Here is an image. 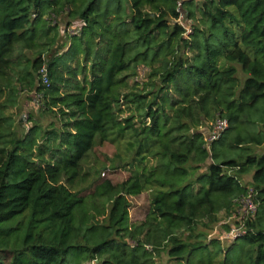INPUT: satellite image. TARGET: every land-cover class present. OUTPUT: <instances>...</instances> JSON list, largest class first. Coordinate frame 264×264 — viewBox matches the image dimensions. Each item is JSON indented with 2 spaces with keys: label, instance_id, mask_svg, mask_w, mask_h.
Instances as JSON below:
<instances>
[{
  "label": "trees",
  "instance_id": "1",
  "mask_svg": "<svg viewBox=\"0 0 264 264\" xmlns=\"http://www.w3.org/2000/svg\"><path fill=\"white\" fill-rule=\"evenodd\" d=\"M22 93L58 126L20 133ZM217 118L209 152L198 128ZM105 142L130 175L82 196ZM262 147L264 0H0V264H264ZM245 176L255 212L233 241L209 239Z\"/></svg>",
  "mask_w": 264,
  "mask_h": 264
},
{
  "label": "rangeland",
  "instance_id": "2",
  "mask_svg": "<svg viewBox=\"0 0 264 264\" xmlns=\"http://www.w3.org/2000/svg\"><path fill=\"white\" fill-rule=\"evenodd\" d=\"M185 25V24H184ZM73 26L77 29L81 27L79 22L74 23ZM67 33H74L69 29ZM238 68V77L242 80L246 78L241 73V70ZM142 75V72L140 73ZM42 102L40 96H34L33 94L22 93L19 97V108L17 110V115L15 117L16 125L15 127L19 130L20 133L23 131H27L32 123L35 121L41 128L47 127L50 123L54 122L56 126H58L57 121L53 117L51 113H42ZM210 124V123H209ZM209 124H203L198 130L203 131L205 134L208 130ZM224 141L222 145H217L216 147L218 150L223 149ZM122 147L119 144L113 143H102L96 144L91 152L88 154L84 162L82 163V175H84V179L79 180L78 183L75 184L74 190L81 192L82 196L91 192L93 186L103 180H109L113 185H117L125 181L129 177V169L126 168H119L121 165L120 158H123V154L121 152ZM264 151V147L258 149V153ZM95 172H98L95 174ZM248 176H245L242 183L247 187L251 186L248 185ZM149 192H144L138 196L129 197V219L132 222L141 221L146 215L148 206H149ZM240 207H236V215L232 217L230 220H226L224 214H220V224L216 225L214 229L209 233V239H219L220 242L224 244V242L233 241L228 240L225 236L221 234L222 231V224L227 223L232 228L234 227V223L238 221L242 214L238 213ZM240 217V218H239ZM158 264H170L167 261L166 257H163L158 261Z\"/></svg>",
  "mask_w": 264,
  "mask_h": 264
},
{
  "label": "built area",
  "instance_id": "3",
  "mask_svg": "<svg viewBox=\"0 0 264 264\" xmlns=\"http://www.w3.org/2000/svg\"><path fill=\"white\" fill-rule=\"evenodd\" d=\"M43 84L47 85L46 72L43 69L41 71ZM228 129V122L225 119L217 118L214 122L208 125V130L204 134L205 148L210 152L211 144L220 139L223 133ZM203 132V131H202ZM252 190H249L247 196L242 197L237 206L240 207L238 213L242 214L241 216L252 215L256 210V204L252 200ZM242 231L240 228H232L227 234L226 238L228 240H233L236 237L240 236Z\"/></svg>",
  "mask_w": 264,
  "mask_h": 264
}]
</instances>
